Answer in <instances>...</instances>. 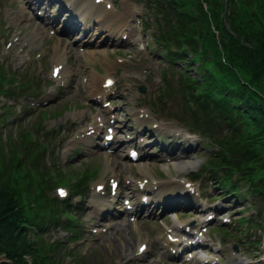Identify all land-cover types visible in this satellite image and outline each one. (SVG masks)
<instances>
[{"label": "trees", "instance_id": "16d2710c", "mask_svg": "<svg viewBox=\"0 0 264 264\" xmlns=\"http://www.w3.org/2000/svg\"><path fill=\"white\" fill-rule=\"evenodd\" d=\"M140 1L156 14V42L171 62L183 64L186 101L202 119L190 126L210 130L205 135L217 148L205 171L234 194L243 184L264 205V0ZM22 78L24 94L42 90L29 76ZM16 80L2 68L0 90ZM41 127L21 128L8 141L0 136V257L10 262L3 264H65L68 257L71 264H85L86 256L79 260L61 242H48L53 226L72 232L73 241L81 237L70 200H52L48 192L60 184L83 193L95 173L48 166L30 136ZM34 230L39 237L31 241Z\"/></svg>", "mask_w": 264, "mask_h": 264}, {"label": "rangeland", "instance_id": "374dc122", "mask_svg": "<svg viewBox=\"0 0 264 264\" xmlns=\"http://www.w3.org/2000/svg\"><path fill=\"white\" fill-rule=\"evenodd\" d=\"M112 1L116 2L117 0ZM128 1V4L132 5V9L134 6L139 10L142 9V7L136 5L133 0ZM122 7L123 6L120 3H117L116 10L122 13ZM30 16L34 17V14H30ZM7 23L8 22H6L5 24ZM35 29L36 27L31 25L27 28H22L23 34L20 29H18L17 31L22 37H26L27 35L26 39L30 40L32 39L33 34L27 33ZM140 31L143 34L144 43L139 45H130L129 43H126L125 45H120L118 44L120 43V36L115 33L112 36V39L113 41H115V43H113L111 46H106L103 49V51L108 52L107 64L113 65L114 61H117L119 58L125 59L131 57L130 60L132 64H127L128 67H124L125 65H121L117 68L118 72L122 70V77L125 78L126 85L136 87V85L138 86L140 84L146 85L150 88V86H154V83H158V85L155 86L159 88L158 92L152 91L150 94L147 95V97H144L140 102V107L152 109L153 116L155 117L154 124L158 122H172L173 124H176L187 130V133L184 132L185 136L183 137L182 141L171 140L172 137L168 134L165 136L164 143L159 142L158 145H153L157 143L158 139H149L148 137H145V143L149 149L147 152L149 158L146 161L144 160L139 165L130 164L125 160L124 157L117 155L120 152L124 153L125 155L123 146L120 148V151H118L117 154L107 155L106 152L96 149L93 144H90L87 141H74V132H76L77 130H81L83 127H85L86 124L82 123L83 118L85 117L88 119L89 112L93 109L90 88L88 87L89 85L82 89L78 88L79 91L73 96L60 94L59 101L51 103L42 111H33L31 113V116L28 119L22 121L20 125L16 124L10 127V130L13 134V136H11L17 138V135L21 128H28V130H30L29 127H32L33 125L38 126L40 123H43V121L46 126H49V128L54 125L66 126L65 130L68 131L67 137L61 140L60 143L57 145L60 146V151L58 150V152L54 153L55 156L53 160L55 161L57 166H60L62 169L66 170L69 173L70 171H79L80 169H90L95 171L96 173H98L94 178L96 179L94 181H97L96 183L107 182L109 177L117 175H120L122 179L124 177H131L133 180L143 178L151 179L152 176L149 175V173H154L155 178L162 179L164 181L183 177L192 180L191 178L193 177V175H198L201 167L203 166V162L206 160L205 153L209 152L203 149V144L206 141L202 139L199 135H196L192 133L189 129L185 128L178 119L174 118V115L177 113V109L179 106V101L177 99L171 97L168 98V100H166L162 104H160L158 100L155 101L156 98L158 99V96H160L161 89L164 86V83L161 81L159 76L161 75L159 68L163 64H160V55L158 49L155 47L150 49L149 47L150 44L153 43V41L150 39L151 32L145 33L144 26L143 32L141 28ZM71 32L73 31H70V33L68 34L69 36L73 35ZM69 36L65 35L62 37L63 45L73 43L75 41L76 35L72 37ZM36 42L37 44L35 48L39 49L41 42H38V39ZM58 45H60L59 42L55 41L51 44L50 50L47 48V56H49L47 62H49V64H44L43 68H46L48 66V72L50 68V60L56 58L53 53ZM32 49L33 47L31 45L29 46L28 51H31ZM5 57L9 62V57L3 53L0 54V61L5 59ZM58 57H62L65 60V54L62 53L61 49L58 51ZM64 60L60 61L64 62ZM13 63L16 62L14 61L12 63H8L11 70ZM75 65H77V63H74V66ZM106 66L107 65L103 62H95L93 64L89 61V59L83 63L85 75L89 77L90 81L92 77L91 71H96L98 75H105ZM98 68H101L102 71H97ZM145 69L148 70V73L142 74V71ZM32 76L34 78H39L43 80L46 76V72H44L42 75H39V72H36V75ZM41 87L42 90L45 91L43 96L40 97V99L42 100L46 99V97L47 99H50L49 96L53 95V93L56 94L55 92L49 93L47 89V84L45 83L42 84ZM123 103L127 105L123 112L124 114L122 117L121 126L125 125L128 128H133V132H130L131 138L134 137L133 135L140 133V131L150 134V130H152L153 123L148 122L146 124H143L141 128V124L136 113L135 107H133V105L130 106L128 103H126V101ZM33 134L35 133L30 132V136H33ZM188 134L190 136H196V138L194 140H191L188 138ZM7 139L9 138L6 136L5 140L8 141ZM184 142L186 143V146L188 145V149L183 150L181 153L178 151L174 152L175 150L179 149V147L183 145ZM77 150H79L80 152H78ZM200 150L202 151L200 152ZM160 153L163 156L168 157L172 162L163 164L160 163L158 159H155L153 157L155 154ZM93 156L96 158L93 159ZM107 156L112 157V159L110 160L112 161V164L109 166H107ZM199 157H201V159H199ZM189 162L194 164V167H191L188 164ZM179 163L185 164L187 168H176L175 166H178ZM112 169H114L117 173L115 174L114 172H112ZM147 171H149V173ZM200 179L203 180L200 183L196 184L201 189L203 200H206L207 198L210 200V202L214 201L215 199H219L221 201L225 200V205L220 207L222 208V211L225 216H231L233 218L234 223L231 227H234V224L238 223L239 220L244 216L242 213L239 212V210H244L245 208H247L246 203L248 201L245 199H239L238 201H234L233 196L223 198L224 194H222V192H219L218 188H215V186L212 185V182L209 180L206 174H204ZM242 191L243 193H245L246 189H243ZM91 193V191H89V193L86 192L87 201L92 196ZM127 194L128 191L123 192V196H127ZM172 196L169 197V206L171 205V201L175 200V198ZM158 199H160V196L157 198V200ZM123 200V198L119 200V205L122 209H124ZM86 203L87 202H85L84 206L83 204H79V206L83 207L82 209L84 210V212L81 213L83 217L82 220L79 219V224L82 229L81 232L83 240L81 242L75 243L74 245L67 243V249H69V247L71 246V248L76 247L74 250L76 251V253H78L79 260L82 259V256L87 257L85 264H153L151 258L148 259L146 262L138 261L129 263L130 260H133L130 256H132V253H135L134 248L139 245L140 242L143 241V239L146 237H157L158 234H160L162 231H165V227L173 225L174 222H176L177 220L180 219L181 221H185L190 218L189 216L191 214L195 216V213H193L192 211H186L184 209L175 210L174 212L170 213H167L168 211L166 213H163L162 210L167 208V206H165L160 199L159 203L157 205H154L157 209L154 210L153 206V209L148 211L149 214L152 213V215L145 218L146 221L151 222L148 225L144 223H138L139 227H135L134 224H130L127 220H125L124 217L115 218L111 221H104L103 223L98 220L90 222L91 217L96 218L98 216L96 213H93V210L85 208ZM247 215L250 217V214ZM202 217L203 216L199 213L197 214V216H195L194 219H200ZM118 223H122V225L126 226L120 227L118 226ZM127 224H130L131 226H127ZM217 224L219 223H215L214 226ZM101 226L107 227L108 233L100 237H93L90 230L92 228H98ZM231 227H228V229H231ZM253 232L255 233V231ZM256 233L258 236H261V241L264 242V231ZM29 235L34 238L37 236L39 237L38 231L35 230ZM46 236L48 238V242L49 240H51V243H54V241L58 240L66 241L69 237V235L66 232H63L62 229H54L52 232H48V235ZM244 239H247V237L245 236L244 238L231 240L228 243L227 247L222 248V252L225 254L223 256V264H233L232 257L230 256V251L235 243H239L238 245L240 247V258L245 257L247 259H251L256 257L257 255V258H264V246L262 245V242L261 247L256 250L258 253L254 254L252 253V251L246 250L247 246H244V249H241V247L244 245V242L240 243L238 241H243ZM154 252L157 254V250H155ZM239 256L235 259V261L239 262ZM71 259V257H68L66 259L65 264H71ZM3 263L10 262L5 257H0V264ZM155 264L162 263H158L157 261V263Z\"/></svg>", "mask_w": 264, "mask_h": 264}, {"label": "bare ground", "instance_id": "6f19581e", "mask_svg": "<svg viewBox=\"0 0 264 264\" xmlns=\"http://www.w3.org/2000/svg\"><path fill=\"white\" fill-rule=\"evenodd\" d=\"M79 1H83L82 3V9L81 11H85V10H89V5L92 6L93 5V2L92 0H79ZM123 12L122 13H116L115 10L111 11L110 13H105L104 14V17H103V20L106 21V23H109V21L114 18L115 19V28L117 30V28L123 29V27H126L127 26V20L129 19V7L128 6H125L123 8ZM132 11V9L130 10ZM106 25H104L103 23H100L99 25V29H102V28H105ZM111 27V26H110ZM109 27V28H110ZM41 32H37L33 35L31 41L29 40V42L32 44V43H35L39 34ZM95 36H92V38H94ZM24 42H26V40H24ZM23 43V42H22ZM90 58L92 59L93 62H102L104 61L107 65V61H108V52L107 51H103L99 48V44L97 41H95V46L92 50H90ZM113 68H115L114 66H109L106 73L109 75L111 73V70H114ZM105 78V77H104ZM107 78V77H106ZM105 78V79H106ZM101 78H98L97 75L94 73V77H92V82L90 83V93L91 95H97L101 92V87H100V82H101ZM168 129V128H167ZM107 158V166L111 165L112 164V161H110L112 159V157H106ZM191 167H194V164H192L191 162L188 163ZM176 168L178 169H186V165L183 164V163H179L178 166H175ZM113 170V169H112ZM173 180V179H172ZM177 189V188H176ZM171 190L170 188H164L162 187L161 190H159V194L163 193V192H167ZM98 198L99 197H96L95 196V203L97 205L98 203ZM140 247V246H139ZM139 247L137 248V252L136 254L138 253V249ZM133 255V253H132Z\"/></svg>", "mask_w": 264, "mask_h": 264}, {"label": "snow or ice", "instance_id": "6c2138e0", "mask_svg": "<svg viewBox=\"0 0 264 264\" xmlns=\"http://www.w3.org/2000/svg\"><path fill=\"white\" fill-rule=\"evenodd\" d=\"M63 195V193H61Z\"/></svg>", "mask_w": 264, "mask_h": 264}]
</instances>
